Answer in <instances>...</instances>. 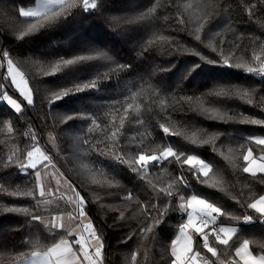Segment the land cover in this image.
Returning a JSON list of instances; mask_svg holds the SVG:
<instances>
[{"label":"trees","instance_id":"16d2710c","mask_svg":"<svg viewBox=\"0 0 264 264\" xmlns=\"http://www.w3.org/2000/svg\"><path fill=\"white\" fill-rule=\"evenodd\" d=\"M36 3V0H0V49L10 52L11 58L22 71L30 75L50 70V64L60 58L69 59L75 56L87 55L94 52H102L103 56L92 60L77 62L62 68L53 75H35L32 86L35 89L34 104H25V116L15 114L4 102H0V121H13L15 133L7 135V129L0 124V184L9 191L28 190L34 183L32 177L17 169H3L4 159L18 149L23 150L29 141L23 136L28 131L25 119L30 120L38 135L47 138L49 132H53V121L56 123L55 132L58 135L56 162L60 170L77 184L84 187L87 199L90 202L89 215L94 223L103 228L106 246V264H132L131 256L138 253V264H166L167 256L165 249L171 245V241L177 234L178 225L183 222L178 219L181 213L169 211L161 224L155 228V237L151 234L143 238L133 236L128 240L126 237L138 223L135 219L121 221L119 213L114 212V207L121 210L125 208L131 211L134 205H126L117 196H123L127 190H136L138 195L146 191V185L139 181L125 166L106 158L97 157L90 153L86 147L81 146V140L86 138L84 132L89 124V119L74 117L64 124L59 120L67 115L75 113L97 114L111 111L105 108L112 101L122 99L128 91L135 87L141 80L145 86L148 83L156 84L166 92L176 89L191 94L200 93L214 83L242 84L260 89L258 95H264V78H254L247 73L228 67H220L201 63L197 56L191 55V49H197L202 54L210 55L208 49L203 48L190 35L173 30L165 22V18H173L180 15L178 11H169V0H96V6L85 10L74 8L66 16H61L54 22L42 27L18 40L10 28V21H16L18 7H26ZM181 10L188 5L200 3V0H176ZM223 6L227 7L229 14L213 21L207 25L208 35L214 36L220 31L219 39L239 41L242 50L251 49L252 40L255 37L264 39V14L258 13L249 20L246 7L257 3V0H221ZM154 5L157 9L151 15H146ZM197 10L193 9L195 13ZM189 15V12H185ZM144 18H140V17ZM231 21L229 25L228 21ZM27 23L26 20H21ZM235 32V35L233 34ZM172 36L178 45L185 49L184 55H167L162 45L159 48L144 50L147 40L153 34ZM218 40L216 42H218ZM239 62V53L238 60ZM117 64L127 65L121 71L110 72L108 79H101L97 87L88 88L83 91L70 93L54 103H48V96L59 89L70 88L73 84L91 81L104 73L115 68ZM194 65L199 67L193 68ZM4 68H0V73ZM15 89L10 90L12 94ZM184 92H176V95H184ZM147 98L151 95L145 88L143 93ZM14 98H18L14 96ZM160 99H165L161 96ZM213 103L220 104L231 109L235 119L224 123L206 119L202 115L191 112L187 107L180 109L178 106L169 111H162L157 115L155 105L145 104L141 110V118L146 123H165L173 131H191L207 129L209 132L221 133L220 142H217L218 151H213L212 144L192 145L183 138L168 137L169 141L188 152V154L199 155L214 165L215 171L210 174L207 185L198 183L189 175L190 187L185 189L186 193L200 194L213 202L221 205L225 211L232 215L243 216L246 214L240 206L232 199L236 196L245 202H250L254 195L264 193V175L257 174L252 177L234 167V164L243 165V148L252 146L247 144L249 136H264V126L240 123L241 114L254 118L264 119V113L259 108L242 103L234 98H210ZM172 103V97H168ZM159 104V100L156 101ZM151 107L153 111L147 109ZM163 117V118H162ZM47 120V124L44 120ZM41 129L43 130L41 132ZM135 124L126 126L125 135L132 137L142 132ZM156 143L150 144V149H156L162 143L163 134L157 128ZM97 136V139L101 138ZM207 138V137H205ZM44 139L41 143H44ZM166 139V138H165ZM243 146V148H242ZM68 147L71 155L64 149ZM224 153L221 156L219 153ZM167 171L174 169L170 165H164ZM93 168L101 172L116 175L115 179L120 182V188H101L91 183L92 179L103 183L104 176L100 172L92 171ZM149 179L161 176L159 167L150 169ZM178 174V173H177ZM165 182L166 174L164 176ZM115 182V181H113ZM215 184L213 188L210 185ZM111 193V195L109 194ZM240 193L244 196L241 197ZM32 201L27 198L10 197L0 191V264H12L19 259L20 253H29L39 247L50 245L46 233L42 227L29 223V217L21 213L4 211L8 207H31ZM44 219L48 214L45 209ZM126 212V216L129 215ZM250 214V213H248ZM220 220L227 222L226 217ZM231 225L237 226L240 240L249 239L250 247L254 252L259 251V245L264 243V222L253 220L251 222L231 221ZM31 241V243H27ZM222 251H228L222 249ZM163 257V258H162Z\"/></svg>","mask_w":264,"mask_h":264},{"label":"snow or ice","instance_id":"6c2138e0","mask_svg":"<svg viewBox=\"0 0 264 264\" xmlns=\"http://www.w3.org/2000/svg\"><path fill=\"white\" fill-rule=\"evenodd\" d=\"M95 0H36L35 6L18 7L16 21H10V28L18 40L34 32H38L45 25L54 22L61 16L68 15L74 8L85 10L94 8ZM157 5L146 15L156 11ZM193 9L197 11L192 12ZM249 20L258 13L264 14V0H257V3L246 7ZM169 11H178L180 15L173 18H165V22L173 30L183 31L190 35L203 48L208 49L210 55L202 54L200 50L191 49L190 54L197 56L201 63L228 67L239 70L243 73L254 74L264 78V39L255 37L252 40L251 49H243L239 41L219 39L221 32L214 36L208 35L207 25L213 21L229 14L227 7L223 6L221 0H200V3L188 5L184 10L176 3V0H169ZM189 15H185V12ZM140 18H144L143 16ZM21 20L28 21L22 23ZM229 25L231 21H228ZM264 28V25L260 26ZM235 35V32H233ZM218 40V42H216ZM163 48L167 55H184L178 42L172 36L155 33L146 41L144 50L149 48ZM239 53V62L238 60ZM102 52H94L87 55L75 56L69 59L60 58L50 64V70L36 73L35 75H53L62 68L73 65L80 61L92 60L103 56ZM127 65L117 64L115 68L104 73L91 81L73 84L70 88L59 89L48 96V103H54L64 96L83 91L88 88H95L99 80L110 78L109 73L126 69ZM199 67L194 65L193 68ZM0 102L6 103L15 114L25 116V104H34L35 89L32 80L35 75H30L21 70L11 58L10 52L0 49ZM145 88L151 95L147 98L143 93ZM15 91L10 94V90ZM184 92V95H176V92ZM260 89L245 86L242 84H221L214 83L200 93H191L176 89L166 92L156 84L148 83L145 86L143 80L135 85L124 95L105 108L111 111L97 114L75 113L67 115L59 120L60 124L74 117L89 119L81 146L86 147L90 153L97 157L106 158L125 166L135 177L146 185V191L141 195L136 190H127L123 196H117L126 205H134L129 212L128 208L121 210L114 207L112 210L119 213L121 221L135 219L136 226L126 237L130 240L133 236L143 238L149 234L155 237V228L159 226L169 211L182 214L183 222L178 225L177 235L171 241V245L165 249L167 256L166 264H264V243L259 245V251L254 252L250 247V240H240L238 228L231 226V221L251 222L260 220L264 222V193L254 195L250 202L233 196L232 199L240 206L246 214L243 216L232 215L225 209L200 194L186 193L185 189L190 187L189 175L202 185H207L210 174L215 171L214 165L199 155L188 154L187 151L172 144L168 137H179L192 145L212 144L213 151H218L217 142H220L221 133L209 132L202 129L199 134L191 131H173L165 123H146L141 118V110L145 104L155 105L157 115L162 111H169L177 106L180 109L188 108L189 111L202 115L206 119L231 122L235 117L231 109L217 103L210 98H234L242 103L259 108L264 113V95H258ZM17 96L18 98H14ZM164 96L165 99H160ZM172 97V103L168 97ZM159 100V104L156 101ZM147 111L153 109L149 107ZM163 118V117H162ZM240 123L264 126V119L243 116ZM28 131L23 136L29 141L23 150L18 149L6 156L3 169H17L24 172L34 180L33 185L25 191H9L0 184V191L10 197L27 198L32 201L31 207H8L6 212L21 213L29 217V223L36 224L48 233L47 239L50 245L44 248L39 247V240L36 241L37 249L29 253H20L21 259L17 264H106V246L103 228L97 226L89 215L90 202L83 186L70 179L60 168L63 164L56 162L58 135L55 132L56 123L53 121V132H49L46 139L33 130L30 120L25 119ZM47 124V120H44ZM7 129V135L13 136L15 129L13 121H0ZM135 124L138 128L144 129L137 135L127 137L126 126ZM163 134L162 143L156 149H150L149 145L156 143V129ZM43 130L41 129V132ZM102 137L97 139V136ZM207 137V138H205ZM166 138V139H165ZM44 139V143L41 140ZM247 144L252 145L243 148V165L234 164L245 174L256 177L257 174L264 175V137L249 136ZM56 149V153L53 152ZM71 155L68 147L64 149ZM224 155L222 151L219 153ZM164 165H170L174 171L169 172ZM159 167L161 176L156 179H149L150 169ZM92 171L100 172L104 176L101 183L94 178L91 183L101 188H120V182L115 179L116 175L108 172H101L93 168ZM178 173V174H177ZM166 174L165 182L164 176ZM47 179V182H45ZM53 181L55 183L53 184ZM115 181V182H113ZM264 183V181H261ZM65 185L67 187H65ZM215 188L216 185L212 184ZM70 193V194H69ZM111 195V193H109ZM243 197L244 194L240 193ZM45 209L48 219H44ZM126 212L129 215L126 216ZM250 213V214H248ZM226 217L227 222L220 220ZM31 243V241H27ZM227 249L228 251H222ZM138 253L131 256L132 264H138ZM163 258V257H162Z\"/></svg>","mask_w":264,"mask_h":264},{"label":"built area","instance_id":"2783aa9c","mask_svg":"<svg viewBox=\"0 0 264 264\" xmlns=\"http://www.w3.org/2000/svg\"><path fill=\"white\" fill-rule=\"evenodd\" d=\"M249 76L254 77V78H259V77L255 76L254 74H249ZM178 219H179L180 221H183L182 214L179 215Z\"/></svg>","mask_w":264,"mask_h":264},{"label":"rangeland","instance_id":"374dc122","mask_svg":"<svg viewBox=\"0 0 264 264\" xmlns=\"http://www.w3.org/2000/svg\"><path fill=\"white\" fill-rule=\"evenodd\" d=\"M95 2H96V0H95ZM32 6H35V4H33V5H30V6H26L25 8H27V7H32ZM257 136V135H256ZM45 182H47V179H46V181ZM55 183V181H53V184ZM65 187H67L66 185H65ZM70 194V193H69ZM12 264H17V261L16 262H14V263H12Z\"/></svg>","mask_w":264,"mask_h":264},{"label":"crops","instance_id":"0c3cea01","mask_svg":"<svg viewBox=\"0 0 264 264\" xmlns=\"http://www.w3.org/2000/svg\"><path fill=\"white\" fill-rule=\"evenodd\" d=\"M257 137H264V136H262V135H257ZM231 226H234V225H231ZM235 227H237V226H235ZM177 235V234H176ZM176 237V236H175ZM175 237H174V239H175Z\"/></svg>","mask_w":264,"mask_h":264},{"label":"water","instance_id":"95a60500","mask_svg":"<svg viewBox=\"0 0 264 264\" xmlns=\"http://www.w3.org/2000/svg\"><path fill=\"white\" fill-rule=\"evenodd\" d=\"M88 10V9H87Z\"/></svg>","mask_w":264,"mask_h":264}]
</instances>
